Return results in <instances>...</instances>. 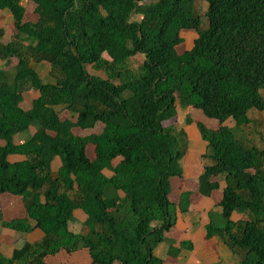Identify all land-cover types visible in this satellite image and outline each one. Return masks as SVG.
I'll list each match as a JSON object with an SVG mask.
<instances>
[{
  "label": "trees",
  "instance_id": "trees-1",
  "mask_svg": "<svg viewBox=\"0 0 264 264\" xmlns=\"http://www.w3.org/2000/svg\"><path fill=\"white\" fill-rule=\"evenodd\" d=\"M0 12L14 33L5 42L0 29V197H20L26 211L4 221L0 210V222L42 233L9 258L0 245V264H165L155 249L194 195L178 193L189 153L180 110L206 145L197 194L224 184V225L209 224L207 238L241 264H264V135L245 133L256 115L264 128V0H0ZM185 33L195 38L182 51ZM192 248L182 242L168 257Z\"/></svg>",
  "mask_w": 264,
  "mask_h": 264
},
{
  "label": "crops",
  "instance_id": "crops-1",
  "mask_svg": "<svg viewBox=\"0 0 264 264\" xmlns=\"http://www.w3.org/2000/svg\"><path fill=\"white\" fill-rule=\"evenodd\" d=\"M4 16H6V20L2 21ZM12 23L13 19L9 14L0 12V29L5 30V36L3 39L5 42H10L13 38L14 33ZM2 24L3 26H1ZM47 72H50L48 67ZM199 139L204 144V150L202 151L203 155L206 152V145L200 136ZM15 158V161L22 159L21 157ZM196 158L197 157L194 155L190 161V164L192 165L188 170V174H190V177H197L198 179L202 174L205 161L202 160V156L200 162L196 161ZM184 171L186 170L184 169ZM185 174L187 175V172H185ZM179 186L180 190L178 193L185 191H191L194 193L191 198L190 209L186 214L178 213L177 225L172 231L165 234V239L159 246H157L155 254L158 257L165 259V264H241L237 256H235L218 237L213 236L207 238L206 236L208 225L215 222L212 218H214V220H220L222 212L218 203L221 194H219L217 198H215L216 194L212 195V197L206 198L197 194L198 185L188 186L180 183ZM223 187L224 184L222 183L221 188L223 189ZM0 210L4 221L23 219L26 217V211L22 199L11 194H4L0 197ZM77 215H80L79 224L81 225V222L85 220V215L81 212H76L75 217ZM242 217L243 216L238 213L236 215L234 214L233 219L238 221ZM41 238L42 233L38 230L29 235H25L4 228L0 222V245L2 253L6 258L11 257L16 247L23 245L25 242L34 243L41 240ZM182 242L190 243L193 248L190 250L182 249L175 258L168 257L169 250L180 249ZM60 259L69 260V258L65 256L57 258V260Z\"/></svg>",
  "mask_w": 264,
  "mask_h": 264
},
{
  "label": "rangeland",
  "instance_id": "rangeland-1",
  "mask_svg": "<svg viewBox=\"0 0 264 264\" xmlns=\"http://www.w3.org/2000/svg\"><path fill=\"white\" fill-rule=\"evenodd\" d=\"M206 9H207L206 3H203V2L197 3L196 10H197V12H199V14L201 15L202 20H203L202 29H205L207 27V20H206V18L204 16L205 13H206ZM28 13L31 14L30 6H28ZM30 16L31 15H29L28 18H30ZM5 20H6V16H4L2 18V21H5ZM1 26H3V24ZM184 38H185V43L181 47L182 51H184L185 49H189V48H191L193 46L195 34L194 33H185L184 34ZM141 61H142V58L141 57H137V58L133 59L129 63L128 67L133 68V69H137L139 67V65L141 64ZM34 68L36 69V71L38 73H40L41 77L45 81H48V82L49 81H53V80L55 81V77H53L54 75H52L51 72H47V67L46 66H44V65H34ZM100 75L104 76L103 73L100 74ZM187 113H188V111H183V110L179 111L178 127H177V131H176L177 134H179V132L181 133V131L185 132V137H182V138H185V141L188 139L189 150H190L188 155H187L188 157L185 158V160H184V169L186 170L185 172H187V175L184 174V179L181 181V184L182 185H188V186H191V185L195 186V185H197V177H195V178L190 177V174H188V170H189L190 166L192 165V164H190V161L192 160L194 155L197 157L195 159L196 161H199V162L201 161L202 151L204 150V144L199 139V133H198L197 129L194 126H189V125L186 124ZM191 113H192L194 119L203 121L207 126H209L211 128H213L214 125L217 124L216 121L208 119V118H204L201 115H197L196 112H192L191 111ZM64 117H69L72 120H75V117L73 115H71V114H68V113H64ZM254 119L256 120L257 125L254 127V129H250L249 131L246 130L245 133H246V137L247 136H249V137L255 136L256 141H259L261 139V134L260 133H263V135H264V130H263L264 128L261 127V125H262L261 122L263 120V117L256 115V116H254ZM36 125L37 124L35 123L27 132H25V133L19 135L18 137H16V142H24L27 139H29L31 137V135L34 133V131L37 129ZM228 125L232 126V123L228 122ZM255 128L257 129L256 131H258V132L255 131ZM76 133L83 134L79 130H77ZM84 134H87V133H84ZM180 136L181 135H179V137ZM15 159H16L15 157H11L10 158L11 161H15ZM106 175L110 176V173L106 172ZM178 180H180V179H177V180L175 179V181H174L175 185H177ZM177 191L178 190H174L173 191L172 197H171L172 200L176 199L174 194H177ZM116 193H115L114 189L111 186H108L106 188V195L108 197H112ZM221 193H222V190L220 188L219 190H217L214 193V194H216L215 198H217L219 196V194H221ZM236 214H238V212H236L235 215ZM79 219H80V215H77L74 218V221L72 222L73 223V228L76 231H80L81 230V228H80L81 225L79 224L80 223ZM212 219H213V221H215L214 223L217 226H223L224 225V220H223L222 214H221L220 220H214V218H212Z\"/></svg>",
  "mask_w": 264,
  "mask_h": 264
}]
</instances>
